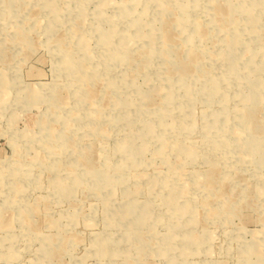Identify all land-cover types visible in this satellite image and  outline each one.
Segmentation results:
<instances>
[{"label":"rangeland","instance_id":"rangeland-1","mask_svg":"<svg viewBox=\"0 0 264 264\" xmlns=\"http://www.w3.org/2000/svg\"><path fill=\"white\" fill-rule=\"evenodd\" d=\"M238 1L217 3L245 44L236 65L246 74L244 58L262 63L264 0H255L252 26L225 12ZM160 9L177 59L185 48L199 56L206 48L204 65L219 89L212 97L198 92L206 76L163 77L160 58L140 54L143 39L130 20L146 34L161 25ZM212 10L211 0H0V264H264V64L244 80L225 72L224 32ZM102 32L111 39L106 50ZM120 33L133 39L122 42ZM153 40L160 46L157 34ZM59 44L72 51L75 70L99 74L90 103L76 100L79 82L67 74ZM115 49L130 62L116 63ZM150 88L158 97L148 105L139 93ZM245 96L260 124L250 135L237 121ZM212 124L232 129L217 137L237 140L233 152L211 136ZM243 146L250 159L240 156ZM90 167L104 186L88 176ZM198 176L210 180L203 185Z\"/></svg>","mask_w":264,"mask_h":264},{"label":"bare ground","instance_id":"bare-ground-1","mask_svg":"<svg viewBox=\"0 0 264 264\" xmlns=\"http://www.w3.org/2000/svg\"><path fill=\"white\" fill-rule=\"evenodd\" d=\"M150 1H153L154 3L155 2L157 3L158 0H150ZM255 6H256L255 5V0H246V1L239 0L238 3H236V4L234 3V5H232V6L231 5H229V7L226 6L225 9H227V10L225 12L227 14H229L231 12L228 11V10H231V11L243 14V18L248 21V25L252 26V25H254L257 22V15H256L257 13L254 11ZM211 7L213 9L212 10V16H211V21L213 22V25L215 26V28H217V27L219 28L220 27L222 29V31L224 32L223 47L225 49H224V53L222 54V58L227 61L224 64L225 72L236 75L237 78H240V80L241 79L244 80V78L248 79L250 76H252L253 71H255L256 69H262V65L261 64H264V51L262 53L263 57L260 60L262 63H260V67L259 68H257L254 65L250 64L251 56H248L247 58H244L245 59L244 65H247V67H248V69L246 71V74L243 73L244 72L243 70H242L243 72H241L239 65H236V62L239 63V60H240V57L237 54L238 53L237 50L240 47L243 48L245 46V44H243L241 42V39H240L239 36L235 38L236 35L233 36L234 31L232 30V32H230L231 31L230 30L231 27L228 26L226 23H224V21L225 22L227 21V19H226L227 17L224 16L223 14H221V12H220L221 9L218 8L217 0H211ZM121 13L124 14V15L128 14L127 11H123V12L121 11ZM160 15L161 16H158V17L161 19V25L158 26L159 27V32L158 33L154 32L156 30V28H158V27H155L156 25L152 24V25H150V28L148 29L147 33L144 34L143 32L140 31L141 26H140L139 21H137L136 19L135 20L134 19L130 20L131 27H132L133 31L135 32V36L137 35L138 38L142 37V39H143V43H142V46H141L142 48H141L140 54L159 57L160 58V62L162 61V63L160 65L157 62V64H158V66H157L158 70L157 71L163 77L165 75L169 76L171 74V72H176L177 74H179L180 81L183 82V78L185 79V77L188 76V75H192L193 74L195 76H206L207 82L209 83V85L207 87H204V86L201 87L198 90V92H201V93L203 92L204 94H206L207 96H210V97H212L215 93H218L219 92L218 82L213 76L210 75L208 68L204 65L203 57L207 53L206 48L202 49V52H201L202 54H200V56L195 54L193 52L192 48H190V47L189 48H185L184 49V56H179V59H177L178 55H176V51L173 50L175 45H174L173 41H171V38H170V36H171L170 35V31H169L170 27H169V20L166 17V15H167L166 10L165 9H160ZM74 27L76 28V26H74ZM193 30H194V36H196V37H198L200 39H202L204 37L205 33L203 31V28L200 25H197L196 22L193 24ZM118 33L119 32H117V34ZM156 34L160 37V46H157V48H154L153 47L154 46L153 45L154 44L153 36L156 35ZM100 36H101L100 37V41H101L104 49L106 50L107 47H111V44H110L111 39H110L109 34L107 32H102ZM118 37L122 39V42L125 41V42H128V43L130 42V40L133 39L132 36H129V35L125 34V33H120ZM191 37H192V35L188 36V38H191ZM54 42L55 43L56 42L60 43L61 40L57 36L56 39L54 40ZM77 45H79V47L83 49L82 41L80 40V38H79V41H77ZM57 46H58L59 52L63 55L62 59L64 60V63H65V67L64 68L67 69V74L70 73V75L72 77L76 78L78 80V82H79L78 90L75 91L76 92V100L82 102L83 104L84 103H90V99H92V95H93L92 94V90H91V83L93 81H95L97 78H99V74L94 72V73H90L91 75L90 74L88 75V74H85L84 71H82V70H80V72L78 70H75L73 68L74 60L72 58V51H70V49H68V48H65L64 45H60L59 44ZM115 51H116V49H115ZM116 52H115L114 55L112 54V56H111V57L115 58L116 63H122L123 61L124 62L125 61L126 62L127 61L130 62V60H128L129 59L128 56H123V55L120 56L118 54V52L117 53ZM253 52L254 51H252V54H254ZM84 54L87 57H89V55H90V53L87 52V51H84ZM139 63H140V67L142 69L143 68L144 69L148 68L147 63H145L143 61H140ZM219 73H221V72H219ZM180 84H182V83H180ZM247 85H249V89L252 91V93H253V91H256V85H255V82L253 81L252 78L250 79V82L247 83ZM117 86H118L117 87V93H118L119 89H120L118 83H117ZM155 92L156 91L155 90L153 91L152 88H150V89H148L146 91H140V93H139L140 101H144L143 100V98H144L146 100L145 102H147L146 104H148V105L153 104V102L156 100V97H158V96H154ZM185 96H186V99H190V93L189 92H186ZM164 98H165V101H167V102L168 101H172L174 99V93L173 92H171V93L169 92L168 94L164 95ZM56 103H58L57 99L56 98H52L51 99V104H56ZM124 103H125V101L120 98V101L117 102V106H123ZM141 105H142V103H141ZM252 105H253L252 103H249V98H247L245 96V106H244L243 110L241 109V112L239 113V117H238V120H237L238 124L241 125L243 128H245L248 131L249 135H250V133H252L251 132L252 128L256 127L255 125L260 126L259 122L252 115V113L254 111V108H253ZM182 108L186 111L187 107H186V103L185 102L183 103ZM212 116L213 117H218V114L213 113ZM244 124H246V125H244ZM214 127H216V126L213 125V124L211 126L209 125V127H208V130L210 131L211 136L213 135L212 137H215V136L217 137V133H218L219 137H221V136L224 137L226 135H232L233 134L231 128L229 129L230 131L229 130L224 131L223 130V126L218 127L219 129L216 127L217 130H215ZM152 132H153V130L149 129L147 131V134L150 135V134H152ZM157 137H159V140H161V142H164L163 137H161V136H157ZM217 140L219 142L224 143L223 144L224 148L229 153L233 152V150H234L233 146L237 143V140L231 141V142H225L221 138H218ZM219 142H215L214 144H217ZM122 150L123 151L126 150L128 156L132 160H134V158L137 156L136 155L137 151L134 150L133 148H131L129 150L128 149H125V150L122 149ZM179 150H181V152H183L184 155L187 156V157L193 158V157L196 156V155H194L195 152H192L190 150H186V149H183V148L179 149ZM246 150H247L246 146H243V148H239V151H242V153L240 152L241 153L240 156L243 159H250V156L247 154ZM83 157H84V155H83ZM78 161H81V160H78ZM86 170H87L88 176L91 179L95 180L98 183L101 182V183H99L100 186L97 184L98 187L104 186V184L102 183V181L104 179L101 178L102 176L94 168L90 167V168H87ZM79 178H80V176L71 178V180L73 182H75L74 183L75 186L80 184V183H78L79 182L78 180H80ZM197 178H198L197 182H199L200 184L203 183V185L207 184L209 182V180H210L209 176H202V177L198 176ZM59 189H60V187H59ZM129 206L133 207V205L132 206L129 205ZM137 210H138V207H135V208L133 207L131 209V211H130L131 215H133V213H134V216H136ZM175 262L176 261H174V262L170 261L167 264H175ZM179 264H182V262H179Z\"/></svg>","mask_w":264,"mask_h":264}]
</instances>
